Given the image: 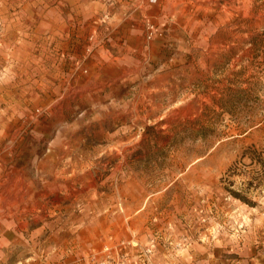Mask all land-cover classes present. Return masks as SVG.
<instances>
[{"label":"rangeland","instance_id":"374dc122","mask_svg":"<svg viewBox=\"0 0 264 264\" xmlns=\"http://www.w3.org/2000/svg\"><path fill=\"white\" fill-rule=\"evenodd\" d=\"M81 3L11 80L0 264H264V0Z\"/></svg>","mask_w":264,"mask_h":264},{"label":"crops","instance_id":"0c3cea01","mask_svg":"<svg viewBox=\"0 0 264 264\" xmlns=\"http://www.w3.org/2000/svg\"><path fill=\"white\" fill-rule=\"evenodd\" d=\"M89 5L90 9L96 8ZM11 9L10 16L13 17L3 16L5 30L0 41V61L5 58V63H0V69L5 73V83H9L6 88H0V105L8 104L6 112L5 109L0 110L1 121H17L25 116L24 111L31 98L23 94L24 88L12 91L11 80L23 82L26 79L16 73H28L27 68H33V48L41 43L43 47L48 46V55L58 56V51L61 58L69 57L68 51L75 49L79 42L80 25L89 20V14L95 13L91 10L88 14L83 12L81 0H60L57 3L55 0H17L16 6ZM53 43L58 49L50 50ZM68 74L62 69L63 77H68Z\"/></svg>","mask_w":264,"mask_h":264},{"label":"built area","instance_id":"2783aa9c","mask_svg":"<svg viewBox=\"0 0 264 264\" xmlns=\"http://www.w3.org/2000/svg\"><path fill=\"white\" fill-rule=\"evenodd\" d=\"M0 26H1V23H0Z\"/></svg>","mask_w":264,"mask_h":264}]
</instances>
